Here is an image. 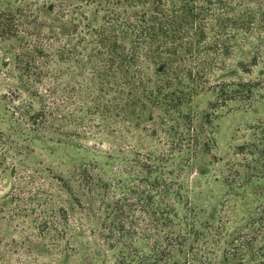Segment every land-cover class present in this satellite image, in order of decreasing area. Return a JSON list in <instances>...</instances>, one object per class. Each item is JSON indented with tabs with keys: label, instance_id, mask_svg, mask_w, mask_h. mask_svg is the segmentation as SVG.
Here are the masks:
<instances>
[{
	"label": "trees",
	"instance_id": "trees-1",
	"mask_svg": "<svg viewBox=\"0 0 264 264\" xmlns=\"http://www.w3.org/2000/svg\"><path fill=\"white\" fill-rule=\"evenodd\" d=\"M0 41L13 42L16 88L28 99L19 121L42 136L109 142L141 182L154 228L134 233L148 238H128L120 218L105 231L113 236L97 244L112 256L90 247L81 264H204L213 252L264 257L263 199L237 225L229 205V222L191 209L180 217L172 202L181 193L171 192L213 151L219 107L264 91V0H0ZM255 70L259 77L245 76ZM202 94L215 97L208 112L195 106ZM253 140L236 153L229 197L264 171V126ZM95 175L87 168L68 186L76 200L98 189ZM10 203L13 196L3 209ZM70 210L65 204L66 216Z\"/></svg>",
	"mask_w": 264,
	"mask_h": 264
},
{
	"label": "rangeland",
	"instance_id": "rangeland-1",
	"mask_svg": "<svg viewBox=\"0 0 264 264\" xmlns=\"http://www.w3.org/2000/svg\"><path fill=\"white\" fill-rule=\"evenodd\" d=\"M246 51H238L236 58L245 56ZM16 69L13 42L0 41V264H63L68 257L70 264H81L85 249L90 247L99 256L103 252L112 256L110 250H100L97 244L113 236L105 231L120 218L126 222L128 238H148L134 233L154 225L147 219L149 214L145 219L139 199L141 182L134 171L125 170L121 159L124 155L115 152L109 142L95 143L91 135L72 139L58 133L42 136L20 122L19 107L23 99H28L18 94ZM245 76L255 79L260 75L255 70ZM40 90L45 92V86ZM214 105L212 94H202L195 102L200 112H208ZM212 122L215 147L171 187L172 193L180 192L182 196L179 200L174 196L172 205L180 217L191 209L214 213L216 221L220 217L227 221L229 214L225 211L229 205V218L235 217L237 225H244L246 211H254L258 201L264 200V171L252 172L237 194L230 197L228 174L235 162L240 163V156H236L239 147L253 143L254 132L264 126V91L250 101L233 100L219 107ZM87 168L96 174L98 189L85 194L81 203L67 188L77 183ZM12 196L13 205L3 209ZM65 204L71 206L68 216ZM213 255L204 264H264V257L249 256L242 261Z\"/></svg>",
	"mask_w": 264,
	"mask_h": 264
}]
</instances>
